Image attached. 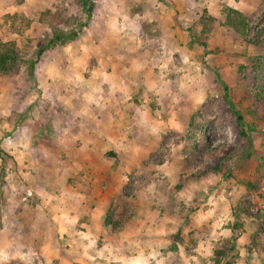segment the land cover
I'll list each match as a JSON object with an SVG mask.
<instances>
[{"label": "rangeland", "instance_id": "obj_1", "mask_svg": "<svg viewBox=\"0 0 264 264\" xmlns=\"http://www.w3.org/2000/svg\"><path fill=\"white\" fill-rule=\"evenodd\" d=\"M18 1L0 17V42L21 54L0 75V264H214L219 250V264H264V34L243 45L222 24L228 0ZM252 1L236 9L249 37L264 28V0ZM203 15L215 19L206 48L191 37ZM57 31L67 41L32 79L28 61ZM87 119L113 125L97 171L54 150ZM43 184L70 200L55 208L71 229L91 232L70 246L61 236L50 262L35 248Z\"/></svg>", "mask_w": 264, "mask_h": 264}, {"label": "crops", "instance_id": "obj_2", "mask_svg": "<svg viewBox=\"0 0 264 264\" xmlns=\"http://www.w3.org/2000/svg\"><path fill=\"white\" fill-rule=\"evenodd\" d=\"M17 1L18 0H0V17L5 14L19 10L18 8H23V6H27L25 2L22 3L21 1H18L20 5H17ZM221 1L223 2L226 0H221ZM252 2H253L252 0H239L238 2H236V0H228L227 5L234 9H238L239 11H243L242 4L245 3L247 5L248 3L251 4ZM32 3H35V0H32ZM49 88L51 87L49 86L47 91L51 92ZM81 108H85V109L91 108L97 110V108H94L92 105H89L88 103L83 104ZM99 109L100 108H98V110ZM64 127L65 128L62 130V134H59L56 137L57 138L56 142L58 143V146L57 148L55 149L53 148V149L55 151H58L59 149L60 151H62L64 147L62 143H64L65 147L67 148V150L71 152L72 155L81 156L83 160H85L83 164L87 163L88 167H91L90 168L91 170L97 171L98 168L97 154L100 153L99 147L100 145H103V142L106 141H108L109 143L111 142L110 141L112 137L111 130L113 129L112 123L110 122L107 125H104L101 119H95V120L87 119L85 121H80V123L74 126L67 125ZM64 150L66 151L65 148ZM57 170L59 169L56 168L55 166L53 170L50 169L49 171L50 178L47 180V185H50L52 181H55V178L53 176L55 175V173L59 174ZM51 188L52 187H48V186L46 187V185L43 184L40 189V192H38L40 194V197H38L39 199H35V203H36L35 217H38L39 219V223L35 224V248L39 251V253H41V255L43 254L45 258V262L57 260V252H55L56 250L55 245L57 243V240L61 236L67 238V241L65 243H67V245L70 246V244L76 242L80 243L79 241L82 242V237H87L91 235V232L86 229H80V230L79 229L77 230L75 228L71 229V226H69L68 223L73 222V220L76 219L75 216L74 215L71 216L66 209L64 211L66 213L63 214L57 213L59 210L55 208L56 205H60V203L64 204L62 202L65 201L66 203L64 205L66 204L70 205V200L57 198L55 197L56 195L53 192H52L53 194H49L51 193L50 192ZM73 188L75 187L74 186L71 187L72 190ZM80 194L81 193H78L77 196L83 197V195ZM102 215L100 220L96 219V222L98 221L100 222L99 226L101 225V220H103ZM91 218L92 215L89 216L88 221H91ZM95 235L97 238H100V236H102L101 232L95 233ZM103 248L104 246H102L100 252L105 251ZM1 250H5V249L1 248ZM107 254H111V250H109V252L107 251ZM102 258L103 260L108 259V257H102Z\"/></svg>", "mask_w": 264, "mask_h": 264}, {"label": "trees", "instance_id": "obj_3", "mask_svg": "<svg viewBox=\"0 0 264 264\" xmlns=\"http://www.w3.org/2000/svg\"><path fill=\"white\" fill-rule=\"evenodd\" d=\"M83 8L85 9L84 11L85 14L89 16L91 10L89 11V9H87L88 8L87 3L83 5ZM139 9L140 8L137 7L135 11ZM223 13H224V21L222 24L224 26L233 29L236 33L241 35L243 37L241 39V43L243 45L245 46L258 45L262 42L264 28L258 30L255 34L249 37L248 35L251 30L250 25L246 17L241 12L231 7L224 6ZM214 23H215V19L213 17H208L204 15L201 16L199 19V24L201 26L199 33L191 34V37L194 40V42L199 44L201 47L206 48V42L204 41L203 36L211 31ZM66 41H67V36L64 34V32L57 31L53 33V37L52 39L49 40L47 45L37 48V50L35 51L34 59H31L27 63L28 74L32 79L34 78L35 65L39 62L40 57L43 55V53L47 51L50 48V46L55 47L59 43L64 44ZM20 59H21V54L14 42H10V41L5 43L0 42V75L13 73L16 70V68L19 66ZM237 121L241 123V117L239 115H237ZM242 214H244L245 216H251L250 213H248L245 209H242ZM119 216L121 215H116L112 207L109 208L104 217V226L109 227L111 229H116L118 227L117 218ZM216 254L219 260H221L224 257L223 251L220 250L216 251ZM218 259L214 261V264L220 263Z\"/></svg>", "mask_w": 264, "mask_h": 264}]
</instances>
